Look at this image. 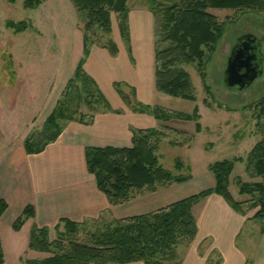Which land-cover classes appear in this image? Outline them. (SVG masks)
<instances>
[{"label":"trees","instance_id":"1","mask_svg":"<svg viewBox=\"0 0 264 264\" xmlns=\"http://www.w3.org/2000/svg\"><path fill=\"white\" fill-rule=\"evenodd\" d=\"M16 1V0H11ZM84 37L85 45L96 31L101 29L107 40L101 45L112 56L119 52L117 43L110 37L112 16L119 20L120 33L125 41L130 40L129 0H70ZM150 11L154 16L155 84L158 91L176 98L196 101L192 78L186 65H195L201 71L204 68L205 50L213 51L223 32L224 24L208 11L218 9H250L264 11V0H149ZM43 0H24L26 8L34 9ZM7 27L16 33L28 29L26 21H8ZM92 41V40H91ZM94 44L93 41L90 42ZM85 48V52L87 53ZM83 60L75 74L66 84V99L60 103L61 115L69 109H77L85 98L82 96L81 83L87 96L101 100L107 110H114L94 79L84 70ZM125 82L116 81L114 87L124 104L135 112L150 113L159 121L173 119L195 121L196 132L202 131L199 108L192 113L168 110L160 105L140 104L136 100V90L129 86L125 93L121 86ZM96 92V93H95ZM96 105L93 103L92 106ZM259 116L264 119V97L256 104ZM75 109V110H76ZM57 111L46 119L44 128L33 132L24 141L29 154L41 153L45 147L55 141L62 132L58 124ZM164 133L158 128H132L130 147H93L85 149L87 170L95 176L98 188L107 196L110 204L129 202L144 192H154L160 186L189 180L191 167L177 158L175 171L164 168L156 153L157 146ZM181 144L179 142H174ZM243 157L224 159L209 165L215 178V186L176 201L164 208L146 214L122 219L101 215L96 219L74 222L61 219L63 230L57 225L55 239H50L46 227L33 226L30 233L29 248L49 254L45 258L26 259L24 264H125L144 262L145 264H179L182 246H189L196 238L198 225L192 208L197 201L209 194L222 196L235 210L243 212L241 202L232 196L229 185L235 163ZM246 169L251 177H264V130L263 136L256 142L246 156ZM240 194H261L262 203L253 220L264 231V182L244 183L238 178ZM7 209L5 200H0V219ZM35 215L32 204L27 205L13 224L14 230H20L26 219ZM0 264H5L4 251L0 236Z\"/></svg>","mask_w":264,"mask_h":264},{"label":"rangeland","instance_id":"2","mask_svg":"<svg viewBox=\"0 0 264 264\" xmlns=\"http://www.w3.org/2000/svg\"><path fill=\"white\" fill-rule=\"evenodd\" d=\"M163 1L170 3L176 0ZM128 6L134 16V28L141 31L139 13L150 12V1L129 0ZM69 9L64 2L56 0H43L42 4L34 9L26 8L24 0H0V161L4 159L3 155L9 147H22L28 136L41 131L46 119L54 110L57 111L58 124L63 129L72 121L83 122L89 114L106 109L100 99L95 100L93 96H87L86 87L78 82L85 99L76 110L73 109L74 105H71L70 111L64 116L61 115L60 110L63 107L59 105L66 99L67 82L65 83L64 79L69 72L67 64L73 59L76 49L75 33L81 27ZM208 11L214 14L219 22H223V32L215 49L205 50L203 77L195 65L185 66L192 78L196 101L184 100L180 102L179 107V111L183 113H192L194 108L198 107L204 131L196 134L195 121H160L157 128L164 135L156 153L161 165L173 172H176L175 160L182 159L191 167V172L202 188L210 187L215 180L209 170L210 164L243 157L244 162L235 163L229 189L232 196L241 202L243 214L253 219L262 203V196L258 193L241 196L238 178L244 183L264 182L262 176H250L245 161L247 154L263 136L264 119L259 116L256 104L264 97V71L261 77L244 90L228 89L224 84V71L233 45L246 34H254L261 40L264 56V11L218 8H210ZM119 20L118 16L113 14L110 37L120 46L123 57L124 47L125 54L128 49L125 45L127 41L120 33ZM8 21H26L29 27L16 33L14 29L7 27ZM75 21L80 27L74 24ZM143 33L147 40L149 35L146 34V28ZM91 40L100 45L107 40V35L98 29L96 36L91 37L86 44L88 51ZM133 40L131 37V47L135 51L136 42ZM87 54L88 52H84L83 57ZM121 89L125 93L130 92L125 83ZM102 93L110 106H115L114 99L108 93ZM164 97L173 99L159 92L157 98L151 101L152 104H148L150 101L146 103L139 100L136 94V100L140 104L148 105L162 104L166 102ZM93 103L96 105L92 106ZM255 226L259 229L258 225ZM244 233L245 231L239 238V245L243 242ZM57 235V232H53L52 239ZM189 246L180 247L179 253L182 254ZM7 260L10 264H18L17 255L10 251L9 247ZM25 260L26 258L23 259Z\"/></svg>","mask_w":264,"mask_h":264},{"label":"crops","instance_id":"3","mask_svg":"<svg viewBox=\"0 0 264 264\" xmlns=\"http://www.w3.org/2000/svg\"><path fill=\"white\" fill-rule=\"evenodd\" d=\"M56 1L64 2L77 20L70 0ZM139 14L141 31L134 28V16L131 11L129 13L130 40L134 38L136 47L134 51L130 40L124 43L128 53L125 54L124 47L123 57L115 40L119 49L116 56H112L101 44H90L87 56L83 57L86 48L83 33L77 21L74 22L80 30L75 33L76 49L73 59L67 64L69 72L64 82L74 76L77 66L83 60L84 70L94 79L99 89L114 99L115 106L111 105L112 109L120 111L101 109L89 114L83 122L72 121L66 124L59 137L38 154L27 153L24 145L8 148L3 155L4 159L0 161V200L7 203V209L0 219L5 264H10L7 260V247L17 255L18 264H24V258L49 256L29 248L33 226L48 228L52 239L57 225H60V230L64 228L61 219L83 222L101 215L115 219L138 216L215 186L214 180L210 187L202 188L191 172L192 177L185 182L160 186L154 192H144L129 202L112 205L98 188L95 176L87 170L86 147H130L132 128L159 126L160 121L152 114L128 108L114 87L116 81L125 82L135 88L139 100L146 103L150 101L148 104H152L151 101L160 92L155 84L154 16L151 11ZM145 28L149 42L144 38ZM164 98L166 102L159 105L172 111H179L180 102L185 100ZM203 131L202 126L199 133ZM231 182L230 177V185ZM29 204L33 205L35 215L26 219L20 230H14V222ZM192 211L197 220L198 233L181 254L179 264H264V231L261 233L253 219L235 210L222 196L217 193L204 196L193 205ZM243 231L245 237L239 245ZM125 264L145 263L138 261Z\"/></svg>","mask_w":264,"mask_h":264},{"label":"water","instance_id":"4","mask_svg":"<svg viewBox=\"0 0 264 264\" xmlns=\"http://www.w3.org/2000/svg\"><path fill=\"white\" fill-rule=\"evenodd\" d=\"M264 71L261 40L254 34H246L233 45L224 71V84L228 89L244 90Z\"/></svg>","mask_w":264,"mask_h":264}]
</instances>
